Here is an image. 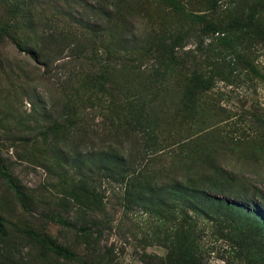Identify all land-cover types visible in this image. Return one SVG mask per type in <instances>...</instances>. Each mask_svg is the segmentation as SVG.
Listing matches in <instances>:
<instances>
[{
	"label": "rangeland",
	"instance_id": "374dc122",
	"mask_svg": "<svg viewBox=\"0 0 264 264\" xmlns=\"http://www.w3.org/2000/svg\"><path fill=\"white\" fill-rule=\"evenodd\" d=\"M175 1L0 0V264H264V0Z\"/></svg>",
	"mask_w": 264,
	"mask_h": 264
},
{
	"label": "trees",
	"instance_id": "16d2710c",
	"mask_svg": "<svg viewBox=\"0 0 264 264\" xmlns=\"http://www.w3.org/2000/svg\"><path fill=\"white\" fill-rule=\"evenodd\" d=\"M114 1L116 0H109V2L113 3ZM169 2V4L175 6V7H179L180 4L179 3H176L175 0H167ZM196 16V15H195ZM197 18H200L201 16H196ZM252 21H253V13L251 14V17H250V20L248 22V24H252ZM9 22H5L4 23V30L6 32H9V28H11L10 26H12L11 23ZM88 29H93L91 26L87 25ZM0 30V34L2 32V30ZM5 36H14V33L11 32L10 35L6 34ZM17 45L19 47V49L21 50H26V47L25 45H23L21 43V40H18L17 41ZM31 52V51H30ZM33 53V52H31ZM209 88V85H208V81L203 78V77H200L199 75L197 74H192L188 79H187V82H186V86H185V89H184V100L189 103V102H192L193 101V97L194 95L199 91V90H204V89H208ZM101 92L103 93L104 92V96H101V97H98L97 99V102H98V107H99V110L103 113H110L112 114V109H113V103H114V99L112 97V95L109 93V91H106L105 88H104V85H102L101 87ZM129 105V104H128ZM127 105V106H128ZM131 105V104H130ZM120 108H124L123 105L120 106ZM123 117L121 116H116L114 115V120L116 121V126H118V120L119 119H122ZM125 122V121H123ZM130 122V121H129ZM135 122H139V120L137 119ZM112 123H115V122H112ZM124 124L126 125H129L128 122H125ZM0 171L2 172V174L4 175L6 181L9 183V185L13 188V190L15 191V193L17 194L18 198L23 202L24 198H23V194H22V191L21 189L19 188V186L17 185V183L14 181V179L8 175L5 171L1 170ZM254 210L256 212H261V209L256 206L254 204ZM0 232H3V223H2V220L0 219ZM28 233L30 235H33L35 236V234L32 232V231H28ZM52 250L60 255V256H64V258H72L73 257V253L68 251V250H65V249H62L61 247H51Z\"/></svg>",
	"mask_w": 264,
	"mask_h": 264
}]
</instances>
